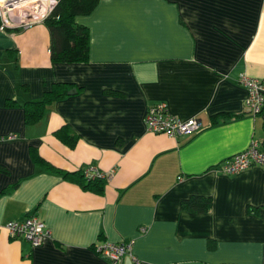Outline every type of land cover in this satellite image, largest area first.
<instances>
[{
	"label": "crops",
	"instance_id": "1",
	"mask_svg": "<svg viewBox=\"0 0 264 264\" xmlns=\"http://www.w3.org/2000/svg\"><path fill=\"white\" fill-rule=\"evenodd\" d=\"M75 21L89 30L87 63L52 64L43 23L0 32V264H110L95 246L128 240L139 264H264V170L219 172L264 139V111L249 113L238 81L264 79V0H100ZM54 83L81 90L33 126L5 107L40 100ZM157 104L203 130L147 132ZM218 115L233 119L212 125ZM64 126L73 148L55 135ZM31 148L63 173L93 165L111 177L88 190L35 166ZM194 196L209 210L181 209ZM31 215L51 233L36 248L4 227Z\"/></svg>",
	"mask_w": 264,
	"mask_h": 264
},
{
	"label": "built area",
	"instance_id": "2",
	"mask_svg": "<svg viewBox=\"0 0 264 264\" xmlns=\"http://www.w3.org/2000/svg\"><path fill=\"white\" fill-rule=\"evenodd\" d=\"M56 4V0H0V32L26 29L34 24L43 23ZM238 81L246 91L244 107L253 117L258 116L264 111V79L241 74ZM144 124L147 132L173 139L195 135L203 130L202 123L195 118L186 121L174 118L165 104L150 106L145 112ZM11 138L12 136H8L6 139ZM4 140L5 137H0V142ZM253 166L264 170V152L258 141H251L246 149L226 159L221 164L219 172L233 176ZM82 175L86 181L108 182L111 177V173H104L93 165L83 168ZM4 227L11 239H21L31 248L39 247L45 240L51 238L50 231L35 215L22 220L8 221ZM133 245V240L105 241L95 246L94 250L110 264H121L125 257L129 258L132 264H139L138 258L132 252Z\"/></svg>",
	"mask_w": 264,
	"mask_h": 264
},
{
	"label": "trees",
	"instance_id": "3",
	"mask_svg": "<svg viewBox=\"0 0 264 264\" xmlns=\"http://www.w3.org/2000/svg\"><path fill=\"white\" fill-rule=\"evenodd\" d=\"M57 4L44 20L43 24L49 32V58L52 64H82L89 61V30L87 27L77 24L75 19L78 16H86L93 12L100 0H56ZM19 89L27 91L26 86ZM75 90L76 94L80 88L66 83H54L50 89L45 91L40 100L37 101H6L5 107L8 109L20 108L24 112V123L26 126H33L41 121L45 111L55 104L69 97L68 93ZM233 117L227 115H218L212 118V125L227 122ZM56 137L67 147L73 148L76 143V137L71 130L64 126L55 133ZM260 148L264 152V139L260 143ZM32 162L38 168L49 173L62 175V177L72 180H78L88 190H96L101 193L105 181L95 180L86 181L82 171L74 174L63 173L61 170L53 167L45 161L35 149L29 151ZM256 167V166H254ZM0 173L7 174V171L0 167ZM14 186L13 188H15ZM211 202L207 198L194 196L181 203V209L195 213H203L209 210Z\"/></svg>",
	"mask_w": 264,
	"mask_h": 264
},
{
	"label": "water",
	"instance_id": "4",
	"mask_svg": "<svg viewBox=\"0 0 264 264\" xmlns=\"http://www.w3.org/2000/svg\"><path fill=\"white\" fill-rule=\"evenodd\" d=\"M74 94H76V91H75V90H71V91H69V93H68V95H74Z\"/></svg>",
	"mask_w": 264,
	"mask_h": 264
},
{
	"label": "rangeland",
	"instance_id": "5",
	"mask_svg": "<svg viewBox=\"0 0 264 264\" xmlns=\"http://www.w3.org/2000/svg\"><path fill=\"white\" fill-rule=\"evenodd\" d=\"M34 25H35V24H34ZM34 25H32V26H34ZM32 26H31V27H32ZM26 29H28V28H26ZM15 30H19V29H15ZM21 30H23V29H21ZM8 31H9V30H8Z\"/></svg>",
	"mask_w": 264,
	"mask_h": 264
}]
</instances>
